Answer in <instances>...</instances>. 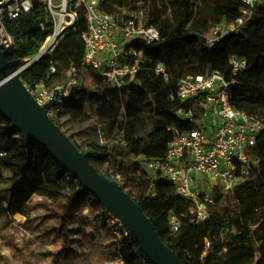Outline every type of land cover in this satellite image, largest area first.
<instances>
[{
	"label": "trees",
	"instance_id": "1",
	"mask_svg": "<svg viewBox=\"0 0 264 264\" xmlns=\"http://www.w3.org/2000/svg\"><path fill=\"white\" fill-rule=\"evenodd\" d=\"M192 1L200 0H105L103 9L119 23L129 11L140 5L146 7V24L156 26L161 38L144 47L138 73L133 79L127 78L121 88L110 86L103 75L104 67L81 68L72 96L63 100L52 118L80 151L88 153L101 173L119 181L125 189L137 177L139 185L135 183L133 190L127 191L184 264H228L231 253L212 242L206 249V240L217 228L241 234L243 216L259 207L262 209L258 227L236 247V254L245 260L244 264H264V130L254 150L255 157L262 161L260 171L226 193L215 191V203L209 205L213 219L200 226L191 222L190 202L185 214L177 206L176 199L180 197L174 183L164 178L153 179L142 162L166 156L169 144L176 138L169 127L190 126L175 115L180 103L171 97L177 93L182 75L223 71L232 54L248 60V67L236 77L232 104L264 121V5L255 9L238 32L211 47L206 34L223 20L235 21L241 17L245 4L240 0H210V8L206 10L194 7ZM5 27L15 40L14 46L5 50L7 60L29 88L45 83L55 91L67 84L70 69L78 64L84 45L76 59L57 45L26 65L40 53L54 30L51 14L38 0L32 11L7 20ZM75 30L81 37L87 30L83 11ZM160 63L164 64L165 73L157 72ZM91 103L97 104L98 111L97 120L90 126L95 133L87 131L88 137H81L82 144L66 123L90 122L86 106ZM144 118L150 119L151 130L146 136H140L136 134L137 124ZM0 122L3 123L0 126V201L8 204L7 207L0 205V209L10 212L13 208L28 214L33 198L42 197L39 204L46 209L51 207L52 217L59 220L62 233L69 224L80 220L88 202L104 209L94 195L82 191L80 182L40 144L35 140L27 142L1 112ZM99 125L107 129L110 136L117 134L119 140L111 143L100 140L97 137ZM105 165L114 170V175ZM3 169L10 171L8 186H2ZM223 211L228 214L224 215ZM171 213L181 220L182 227L178 231L171 230ZM118 251L127 264H153L134 238L123 239Z\"/></svg>",
	"mask_w": 264,
	"mask_h": 264
},
{
	"label": "built area",
	"instance_id": "2",
	"mask_svg": "<svg viewBox=\"0 0 264 264\" xmlns=\"http://www.w3.org/2000/svg\"><path fill=\"white\" fill-rule=\"evenodd\" d=\"M36 1L0 0V47L3 50L15 44L5 22L32 11ZM38 1L51 14L54 30L47 37L40 53L26 65L52 51L63 36L76 29L81 11L87 21V30L82 34L84 52L78 64L71 67L67 84L58 87L64 89V96L51 109V116L57 113L71 87L77 84L81 68L104 67L103 75L110 86L121 88L127 78L133 79L138 73L144 47L161 38L156 26L146 24L147 8L143 5L129 11L119 23L114 15L103 9L105 0ZM240 1L245 4L241 17L235 21L223 20L206 34L211 47L238 32L255 9L264 5V0ZM117 32L122 35L121 40L117 38ZM247 67L248 60L245 57L232 54L223 71L182 75L177 93L171 97L180 103L175 115L190 126L183 129L169 127L176 133V138L169 144L166 156L142 161L153 179L164 178L174 183L176 194L190 202L191 222L198 226L211 219L209 205L215 203V191L226 193L245 184L262 166L254 150L264 130V121L232 104L236 77ZM157 72L165 73L163 63L158 65ZM28 89L41 105L48 103L54 92L45 83ZM200 175H204L206 180ZM0 205L8 206L5 200L0 201ZM102 218L110 227L115 242V255L107 264H127L118 248L123 239L134 238L133 234L105 207ZM169 222L172 231L182 227L175 213L170 214ZM210 246L211 242L207 239L206 249Z\"/></svg>",
	"mask_w": 264,
	"mask_h": 264
},
{
	"label": "water",
	"instance_id": "3",
	"mask_svg": "<svg viewBox=\"0 0 264 264\" xmlns=\"http://www.w3.org/2000/svg\"><path fill=\"white\" fill-rule=\"evenodd\" d=\"M74 87L65 98L72 96ZM64 89L57 88L45 105L38 103L0 47V112L29 142L35 140L81 184L84 193L98 201L131 231L153 264H184L180 256L162 239L141 205L117 180H112L90 161L53 120L50 111Z\"/></svg>",
	"mask_w": 264,
	"mask_h": 264
},
{
	"label": "crops",
	"instance_id": "4",
	"mask_svg": "<svg viewBox=\"0 0 264 264\" xmlns=\"http://www.w3.org/2000/svg\"><path fill=\"white\" fill-rule=\"evenodd\" d=\"M116 36L122 39L118 32ZM86 113L89 120L95 123L98 118L97 104H88ZM44 210L51 211V207L46 209L37 203L29 207L28 214H11L0 209V264H86L88 261L107 264L114 256L115 242L110 227L102 218V209L95 208L94 203L88 202L81 211L80 220L69 224L63 233L59 220L56 219L59 229L52 227V213L46 214L36 225L31 226L34 212ZM13 225L18 228L28 227L36 236L20 244L9 232ZM39 230L44 231L45 235H37ZM42 239L45 242L41 246L43 249H31L34 242L36 247Z\"/></svg>",
	"mask_w": 264,
	"mask_h": 264
},
{
	"label": "rangeland",
	"instance_id": "5",
	"mask_svg": "<svg viewBox=\"0 0 264 264\" xmlns=\"http://www.w3.org/2000/svg\"><path fill=\"white\" fill-rule=\"evenodd\" d=\"M167 1V0H165ZM194 7L197 5L199 7H204L206 10L210 8V0H200L198 2L196 1H192ZM196 9V8H195ZM60 46L64 47V49L66 50V52L74 59L78 58L83 50V38L81 37V35L76 32V30H72L70 31V33H68L67 35L63 36L60 40H59V44ZM93 123L90 121L85 122L82 125H78L75 122L72 121H68L66 123V126L69 127V129H71L74 133H76V138L80 141V143L83 144V140L82 138H87V131L91 132V133H95V131L92 129V127H90ZM3 125L2 122H0V126ZM67 127V128H68ZM151 130V121L150 119H146L144 118L143 120H141L138 124H137V130H136V134L140 135V136H146ZM82 131H85L86 133L81 134ZM85 136V137H84ZM97 137L100 140H103L104 142H114L119 140L117 137L118 135L113 133L111 136L109 135V132L107 129H105L102 125H99V130L97 132ZM85 148V147H84ZM108 167L105 165V168ZM109 173L114 175V170L111 167H108ZM1 176H2V181H3V185L2 186H8L9 185V176H10V171L7 169H3L1 172ZM200 177L203 180H206V177L204 175H200ZM138 186L139 185V181L136 177V181H133L132 183H128L126 186V190H133L134 185ZM208 183V181H207ZM42 199H40L39 196H36L31 202L29 207L36 205L37 203H41ZM176 204L178 207H180L182 209V213L185 214L187 211V207L189 206V202L186 201L183 198H177L176 199ZM262 208L259 207L257 209H255L254 211L246 214L245 216H243V225H244V231L241 234H235L232 232H226L223 231L221 228H217L210 237H208V240L212 243H215L217 246L216 247H225L226 250L224 251H228L231 253V258L228 260V264H244L245 260H241L238 255L236 254V247L242 242V240H244L249 234L252 233V230L256 227H258V217L260 214V210ZM18 211L13 210V208H11L10 213L14 214ZM48 213H52L50 216L52 217L53 212L51 211H35L33 215V221H32V227L34 225H36L39 220H41L43 217H45L46 214ZM224 215L228 214V211H223L222 212ZM213 219V215L211 214V219L207 222H211ZM51 225L55 230L59 229V224L56 220V218L52 217L51 218ZM206 224V223H205ZM23 230H22V229ZM18 228L16 225L11 226V230H9L10 233H12L15 238H17V240L19 241L20 244H24L26 240H33L32 237L36 236V234L34 235L33 232H31L30 228L28 227H21ZM41 235H45V232L39 230L38 234ZM39 234V235H40ZM219 235V236H218ZM44 240H40V242L38 243V245H36V247H34L35 242L32 244L31 249H36V250H40L43 249L41 246L44 244ZM89 263H93L92 261H88L86 264Z\"/></svg>",
	"mask_w": 264,
	"mask_h": 264
}]
</instances>
